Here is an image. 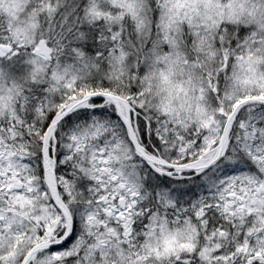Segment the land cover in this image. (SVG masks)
Wrapping results in <instances>:
<instances>
[{"label":"snow or ice","instance_id":"obj_1","mask_svg":"<svg viewBox=\"0 0 264 264\" xmlns=\"http://www.w3.org/2000/svg\"><path fill=\"white\" fill-rule=\"evenodd\" d=\"M0 264H264V0H0Z\"/></svg>","mask_w":264,"mask_h":264}]
</instances>
